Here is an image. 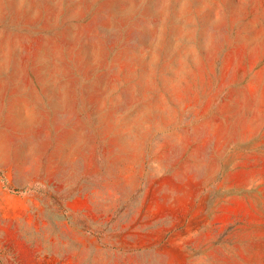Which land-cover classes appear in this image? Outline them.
Segmentation results:
<instances>
[{"label":"rangeland","instance_id":"1","mask_svg":"<svg viewBox=\"0 0 264 264\" xmlns=\"http://www.w3.org/2000/svg\"><path fill=\"white\" fill-rule=\"evenodd\" d=\"M0 264H264V0H0Z\"/></svg>","mask_w":264,"mask_h":264},{"label":"trees","instance_id":"2","mask_svg":"<svg viewBox=\"0 0 264 264\" xmlns=\"http://www.w3.org/2000/svg\"><path fill=\"white\" fill-rule=\"evenodd\" d=\"M3 178V177H2ZM4 181V184L7 186V181L3 180Z\"/></svg>","mask_w":264,"mask_h":264},{"label":"bare ground","instance_id":"3","mask_svg":"<svg viewBox=\"0 0 264 264\" xmlns=\"http://www.w3.org/2000/svg\"><path fill=\"white\" fill-rule=\"evenodd\" d=\"M208 169V168H207ZM210 172V171H209ZM250 174V173H249ZM250 176H251V174H250ZM241 177H243L242 175H241ZM253 177V176H252ZM249 180V179H248Z\"/></svg>","mask_w":264,"mask_h":264}]
</instances>
